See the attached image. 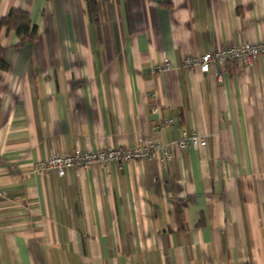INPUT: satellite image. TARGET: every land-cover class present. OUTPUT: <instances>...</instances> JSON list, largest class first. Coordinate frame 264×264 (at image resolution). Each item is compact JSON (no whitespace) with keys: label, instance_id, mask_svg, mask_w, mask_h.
Masks as SVG:
<instances>
[{"label":"crops","instance_id":"obj_1","mask_svg":"<svg viewBox=\"0 0 264 264\" xmlns=\"http://www.w3.org/2000/svg\"><path fill=\"white\" fill-rule=\"evenodd\" d=\"M12 8L37 33L0 29V264H264V56L228 61L222 82L181 68L263 40L264 0H101L98 23L87 0H0V18ZM180 128L206 145L164 165L36 170Z\"/></svg>","mask_w":264,"mask_h":264},{"label":"built area","instance_id":"obj_2","mask_svg":"<svg viewBox=\"0 0 264 264\" xmlns=\"http://www.w3.org/2000/svg\"><path fill=\"white\" fill-rule=\"evenodd\" d=\"M264 56V39L259 41H244L236 45L212 49L200 55L186 54L182 58V69L186 72L197 70L201 73L212 72L215 79L223 81V70L228 61L243 62L250 65L256 58ZM171 67L167 57L154 67V71L162 73ZM154 112L157 108L153 109ZM173 119L158 120L152 125L151 131L159 133L164 126L172 125ZM206 138L196 131L179 129V136L171 142H163L148 138L142 144L131 147H104L95 151L89 149H75L72 153H53L44 161L38 162L36 170H55L58 175H63L66 169L74 167L82 171L94 163H107L122 165L130 160L151 159L158 160L162 165L186 147L205 146Z\"/></svg>","mask_w":264,"mask_h":264},{"label":"trees","instance_id":"obj_3","mask_svg":"<svg viewBox=\"0 0 264 264\" xmlns=\"http://www.w3.org/2000/svg\"><path fill=\"white\" fill-rule=\"evenodd\" d=\"M101 0H87V11L92 22L98 23L99 19V2ZM14 30L18 37V44L33 42L36 38L37 28L32 24L27 11L12 8L9 12L0 18V29ZM8 63L2 57L0 47V69H6Z\"/></svg>","mask_w":264,"mask_h":264}]
</instances>
